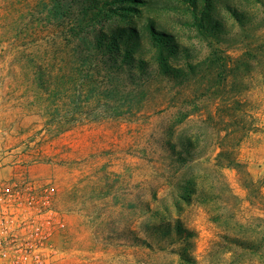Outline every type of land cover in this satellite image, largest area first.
<instances>
[{"label": "rangeland", "instance_id": "374dc122", "mask_svg": "<svg viewBox=\"0 0 264 264\" xmlns=\"http://www.w3.org/2000/svg\"><path fill=\"white\" fill-rule=\"evenodd\" d=\"M42 1L0 0V130L17 142L6 164L55 185L56 263L264 264V0H140L132 25L166 32L179 72L159 73L144 39L143 93L118 117L63 131L32 82L29 59L60 38ZM241 56L251 65L235 73Z\"/></svg>", "mask_w": 264, "mask_h": 264}, {"label": "trees", "instance_id": "16d2710c", "mask_svg": "<svg viewBox=\"0 0 264 264\" xmlns=\"http://www.w3.org/2000/svg\"><path fill=\"white\" fill-rule=\"evenodd\" d=\"M42 3L43 27L45 23L54 26L60 38H43V60L29 61L34 69L32 82L43 83L40 86L43 116L57 131L68 129L81 117L93 120L118 117L131 97L143 93L148 63L137 53L143 49L144 39L154 48L159 73L179 72L168 62L169 55L176 51L172 38L156 30L151 21L143 25L144 34L132 25L129 16L136 13L133 5L140 4V0H43ZM109 21L117 24L106 31ZM210 27L213 29L215 25ZM145 34L148 38H142ZM84 36L90 38H80ZM250 65L241 56L231 70L239 73ZM225 152L219 151L218 158L239 167L240 163ZM240 173L247 180L246 187L255 186L246 171ZM240 243L248 248L251 245L246 240Z\"/></svg>", "mask_w": 264, "mask_h": 264}, {"label": "built area", "instance_id": "2783aa9c", "mask_svg": "<svg viewBox=\"0 0 264 264\" xmlns=\"http://www.w3.org/2000/svg\"><path fill=\"white\" fill-rule=\"evenodd\" d=\"M55 202L53 181H38L26 169L0 182V264H57L66 223Z\"/></svg>", "mask_w": 264, "mask_h": 264}, {"label": "crops", "instance_id": "0c3cea01", "mask_svg": "<svg viewBox=\"0 0 264 264\" xmlns=\"http://www.w3.org/2000/svg\"><path fill=\"white\" fill-rule=\"evenodd\" d=\"M16 143L5 129L0 130V182L10 175L16 174V167L6 164L9 156L4 151L7 147L16 145ZM37 172L43 174V167H39Z\"/></svg>", "mask_w": 264, "mask_h": 264}]
</instances>
